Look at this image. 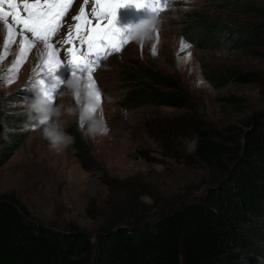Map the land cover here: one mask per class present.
<instances>
[{"label": "rangeland", "instance_id": "1", "mask_svg": "<svg viewBox=\"0 0 264 264\" xmlns=\"http://www.w3.org/2000/svg\"><path fill=\"white\" fill-rule=\"evenodd\" d=\"M239 3L262 10L187 0L151 17L152 30L107 27L90 59L92 75L65 71L61 53L49 44L52 37L34 42L0 21L2 108L26 110L32 120L18 129L0 113V195L62 235L75 227L92 244L110 220L154 221L203 196L215 172L189 163L197 147L195 123L223 128L264 108L258 85L215 76L223 69L264 74V45H237L236 33H227L264 22V0ZM59 4L75 13L63 14L74 31L98 14H113L109 0H90V14L80 13L83 0ZM205 22L209 27L191 36ZM132 68L167 77L171 87L151 84L187 103L129 107L133 90L149 86L142 83L147 79H124ZM17 94L22 102L7 100ZM73 125L88 143V167L72 146ZM9 132H27V138L1 163Z\"/></svg>", "mask_w": 264, "mask_h": 264}, {"label": "trees", "instance_id": "2", "mask_svg": "<svg viewBox=\"0 0 264 264\" xmlns=\"http://www.w3.org/2000/svg\"><path fill=\"white\" fill-rule=\"evenodd\" d=\"M230 7L262 10L257 4L236 0H207ZM196 21H204L198 18ZM209 27L198 24L195 33ZM237 35V45H264V22L227 29ZM195 41V39H193ZM223 82L253 83L264 96V74L223 69L215 74ZM124 79L144 80L126 98L129 107L156 103H187L179 93L163 92L154 84L171 87L167 77L152 69L132 68ZM7 100L22 102L20 94ZM0 113L20 129L31 122L26 110ZM181 103V104H180ZM1 116V117H2ZM32 123V122H31ZM197 147L189 163L215 172L213 183L198 200L177 206L154 221L110 220L92 244L71 227L62 235L31 219L19 201L0 195V264H254L264 261V108L244 120L217 128L197 121ZM72 146L88 167V143L80 130L69 128ZM27 138L8 133L3 161ZM74 232V233H72Z\"/></svg>", "mask_w": 264, "mask_h": 264}]
</instances>
